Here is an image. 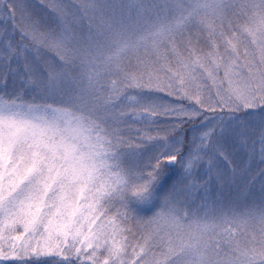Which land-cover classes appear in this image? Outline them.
Instances as JSON below:
<instances>
[{
	"label": "snow or ice",
	"instance_id": "snow-or-ice-1",
	"mask_svg": "<svg viewBox=\"0 0 264 264\" xmlns=\"http://www.w3.org/2000/svg\"><path fill=\"white\" fill-rule=\"evenodd\" d=\"M0 264H264V0H0Z\"/></svg>",
	"mask_w": 264,
	"mask_h": 264
}]
</instances>
